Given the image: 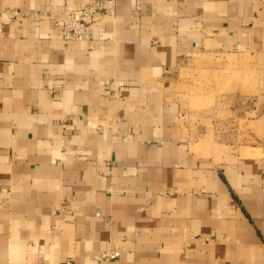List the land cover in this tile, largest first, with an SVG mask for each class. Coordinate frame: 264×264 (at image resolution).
Returning <instances> with one entry per match:
<instances>
[{"label":"crops","instance_id":"obj_1","mask_svg":"<svg viewBox=\"0 0 264 264\" xmlns=\"http://www.w3.org/2000/svg\"><path fill=\"white\" fill-rule=\"evenodd\" d=\"M92 1L0 0V264H264V0H99L64 41ZM201 49L256 74L259 151L185 139Z\"/></svg>","mask_w":264,"mask_h":264},{"label":"rangeland","instance_id":"obj_2","mask_svg":"<svg viewBox=\"0 0 264 264\" xmlns=\"http://www.w3.org/2000/svg\"><path fill=\"white\" fill-rule=\"evenodd\" d=\"M171 83V98L178 102L179 122L190 143L229 146L240 154L263 146L251 122L256 74L245 55L201 49L182 61Z\"/></svg>","mask_w":264,"mask_h":264},{"label":"built area","instance_id":"obj_3","mask_svg":"<svg viewBox=\"0 0 264 264\" xmlns=\"http://www.w3.org/2000/svg\"><path fill=\"white\" fill-rule=\"evenodd\" d=\"M103 9L102 3L99 0H93L87 7L75 10L67 11L61 15L59 25V31L61 38L64 41L81 42L86 41L89 38L92 15ZM105 86L108 88L117 87L120 89L122 84L112 81L106 82ZM64 219H61L63 221ZM118 257V251L113 249L110 252L103 253L96 257L97 261L113 260Z\"/></svg>","mask_w":264,"mask_h":264}]
</instances>
